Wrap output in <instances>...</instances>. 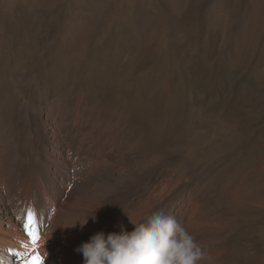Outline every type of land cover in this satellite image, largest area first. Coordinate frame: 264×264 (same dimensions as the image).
<instances>
[{
  "label": "rangeland",
  "instance_id": "1",
  "mask_svg": "<svg viewBox=\"0 0 264 264\" xmlns=\"http://www.w3.org/2000/svg\"><path fill=\"white\" fill-rule=\"evenodd\" d=\"M35 108L120 160L128 231L182 209L210 264H264V0H0V132Z\"/></svg>",
  "mask_w": 264,
  "mask_h": 264
},
{
  "label": "bare ground",
  "instance_id": "2",
  "mask_svg": "<svg viewBox=\"0 0 264 264\" xmlns=\"http://www.w3.org/2000/svg\"><path fill=\"white\" fill-rule=\"evenodd\" d=\"M29 119L26 136L16 128L0 132V264H22L34 254L24 229L29 210L35 214L39 254L42 242L50 237L44 246L49 253L44 264H83L82 254L75 251L82 242L98 231H120L127 196L120 192V181L112 182L110 177L120 160L110 157V162L91 145L95 134L82 126L84 121L76 127L66 119L63 126L58 115L39 108L30 112ZM139 163L142 176L151 180L155 163ZM262 188L254 197L263 201ZM179 213L199 243L213 234L208 230L214 227H192L186 224L188 211ZM94 214L95 222L89 218L83 230L79 224L66 227ZM219 221L231 219L220 216Z\"/></svg>",
  "mask_w": 264,
  "mask_h": 264
},
{
  "label": "clouds",
  "instance_id": "3",
  "mask_svg": "<svg viewBox=\"0 0 264 264\" xmlns=\"http://www.w3.org/2000/svg\"><path fill=\"white\" fill-rule=\"evenodd\" d=\"M89 218L96 220L94 214L66 227L79 224L83 230ZM132 225L131 231L123 224L119 232L98 231L75 251L82 254L83 264H210L212 260L184 223L165 210ZM48 239L42 242V264L49 255L44 247Z\"/></svg>",
  "mask_w": 264,
  "mask_h": 264
},
{
  "label": "snow or ice",
  "instance_id": "4",
  "mask_svg": "<svg viewBox=\"0 0 264 264\" xmlns=\"http://www.w3.org/2000/svg\"><path fill=\"white\" fill-rule=\"evenodd\" d=\"M24 229L29 237L32 245L33 255L22 261V264H42V258L36 248L38 246L39 232L36 226L35 214L29 210L27 214V222L24 224Z\"/></svg>",
  "mask_w": 264,
  "mask_h": 264
}]
</instances>
